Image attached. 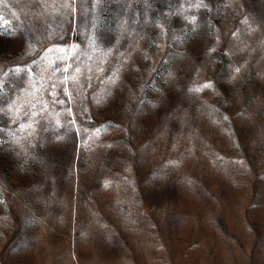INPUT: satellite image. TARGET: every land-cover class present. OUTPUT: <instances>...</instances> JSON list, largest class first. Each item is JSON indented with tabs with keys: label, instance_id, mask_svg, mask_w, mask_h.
I'll return each mask as SVG.
<instances>
[{
	"label": "rangeland",
	"instance_id": "1",
	"mask_svg": "<svg viewBox=\"0 0 264 264\" xmlns=\"http://www.w3.org/2000/svg\"><path fill=\"white\" fill-rule=\"evenodd\" d=\"M0 264H264V0H0Z\"/></svg>",
	"mask_w": 264,
	"mask_h": 264
}]
</instances>
